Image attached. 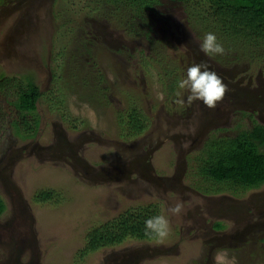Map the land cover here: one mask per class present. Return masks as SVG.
I'll return each instance as SVG.
<instances>
[{
  "label": "rangeland",
  "instance_id": "1",
  "mask_svg": "<svg viewBox=\"0 0 264 264\" xmlns=\"http://www.w3.org/2000/svg\"><path fill=\"white\" fill-rule=\"evenodd\" d=\"M109 8L0 0V78H30L41 93L34 138L0 128V264H216L221 250L264 264V185L204 195L193 168L206 140L264 127V49L227 40L205 55L207 32L181 2L132 22ZM201 62L228 86L215 108L178 87ZM40 191L53 199L36 201ZM148 205L169 220L163 241L83 252L90 229Z\"/></svg>",
  "mask_w": 264,
  "mask_h": 264
},
{
  "label": "trees",
  "instance_id": "2",
  "mask_svg": "<svg viewBox=\"0 0 264 264\" xmlns=\"http://www.w3.org/2000/svg\"><path fill=\"white\" fill-rule=\"evenodd\" d=\"M121 11L126 19L141 20L144 13L153 11L161 0H96ZM181 2L190 21L197 23L216 35L222 45L228 41L264 49V0H166ZM41 97L36 83L25 78L17 81L0 78V128H7L20 140L35 137L39 125L36 104ZM129 122L138 119L134 112L128 113ZM135 121V120H134ZM138 122V121H137ZM128 126L137 131L136 121ZM193 165L196 190L204 195L223 191L237 192L258 189L264 185V127L255 125L241 130L232 137L210 138L196 153ZM53 199L50 191H40L38 202ZM4 205L0 199V215ZM157 216L154 205L125 210L114 219L90 229L85 236L83 252L118 245L126 239L150 241L146 236L145 220ZM217 228L220 225L217 224Z\"/></svg>",
  "mask_w": 264,
  "mask_h": 264
},
{
  "label": "clouds",
  "instance_id": "3",
  "mask_svg": "<svg viewBox=\"0 0 264 264\" xmlns=\"http://www.w3.org/2000/svg\"><path fill=\"white\" fill-rule=\"evenodd\" d=\"M200 50L205 55H223L225 50L218 42L214 33H205ZM180 89L188 91L186 102L191 104L194 101H202L208 108H215L217 103L222 101L228 91V86L222 78L210 69L207 63L201 62L187 68L186 77L178 82ZM178 97L180 93L176 94ZM177 103L183 104L185 100L177 99ZM183 211V202L178 201L174 206L167 208L171 215H179ZM170 233L169 220L164 215H157L145 220V235L155 237L163 241ZM216 264H238L235 256H230L227 250H221L216 254Z\"/></svg>",
  "mask_w": 264,
  "mask_h": 264
}]
</instances>
